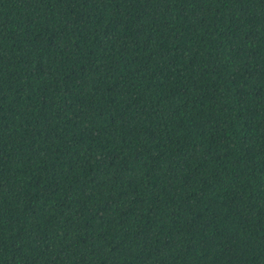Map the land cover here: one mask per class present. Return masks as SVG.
I'll list each match as a JSON object with an SVG mask.
<instances>
[{
  "label": "trees",
  "instance_id": "trees-1",
  "mask_svg": "<svg viewBox=\"0 0 264 264\" xmlns=\"http://www.w3.org/2000/svg\"><path fill=\"white\" fill-rule=\"evenodd\" d=\"M0 264H264V0H0Z\"/></svg>",
  "mask_w": 264,
  "mask_h": 264
}]
</instances>
